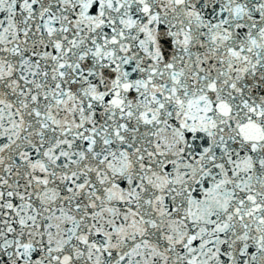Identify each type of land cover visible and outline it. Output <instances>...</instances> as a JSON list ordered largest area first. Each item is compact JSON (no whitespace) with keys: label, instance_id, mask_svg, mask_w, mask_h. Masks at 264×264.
Here are the masks:
<instances>
[{"label":"snow or ice","instance_id":"6c2138e0","mask_svg":"<svg viewBox=\"0 0 264 264\" xmlns=\"http://www.w3.org/2000/svg\"><path fill=\"white\" fill-rule=\"evenodd\" d=\"M0 264H264V0H0Z\"/></svg>","mask_w":264,"mask_h":264}]
</instances>
